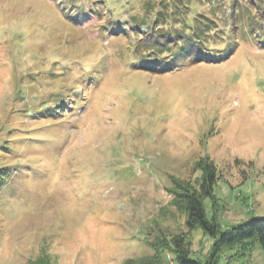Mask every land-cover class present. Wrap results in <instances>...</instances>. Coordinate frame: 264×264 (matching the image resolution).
Instances as JSON below:
<instances>
[{"label":"rangeland","instance_id":"rangeland-1","mask_svg":"<svg viewBox=\"0 0 264 264\" xmlns=\"http://www.w3.org/2000/svg\"><path fill=\"white\" fill-rule=\"evenodd\" d=\"M208 164L220 230L264 215V0H0V264L203 260Z\"/></svg>","mask_w":264,"mask_h":264},{"label":"trees","instance_id":"trees-1","mask_svg":"<svg viewBox=\"0 0 264 264\" xmlns=\"http://www.w3.org/2000/svg\"><path fill=\"white\" fill-rule=\"evenodd\" d=\"M0 167V188L6 181V172ZM203 175L199 186L196 188L189 183H180L174 180L172 190L173 202L182 206L187 212L186 225L193 229L200 227L203 231L213 238L212 248L208 256L203 260L192 257L184 248V240L181 236L172 239L174 246L175 261L177 264H221L222 248H235V253L239 256L244 254L251 246L257 244L264 249V215L251 217L243 220L231 227L220 230L215 222V217L208 216L204 198L212 194L213 184L215 182V167L208 164L203 167ZM156 245V244H155ZM233 256L228 255V261ZM132 261L125 260L124 264ZM28 264H50L45 257L31 259Z\"/></svg>","mask_w":264,"mask_h":264}]
</instances>
